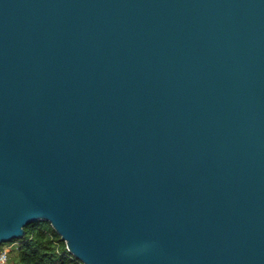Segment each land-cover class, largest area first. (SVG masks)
Returning <instances> with one entry per match:
<instances>
[{"label":"water","instance_id":"obj_1","mask_svg":"<svg viewBox=\"0 0 264 264\" xmlns=\"http://www.w3.org/2000/svg\"><path fill=\"white\" fill-rule=\"evenodd\" d=\"M38 220L84 264H264V0H0V245Z\"/></svg>","mask_w":264,"mask_h":264},{"label":"trees","instance_id":"obj_2","mask_svg":"<svg viewBox=\"0 0 264 264\" xmlns=\"http://www.w3.org/2000/svg\"><path fill=\"white\" fill-rule=\"evenodd\" d=\"M12 264H84L67 247L66 242L45 220L31 222L20 239Z\"/></svg>","mask_w":264,"mask_h":264},{"label":"built area","instance_id":"obj_3","mask_svg":"<svg viewBox=\"0 0 264 264\" xmlns=\"http://www.w3.org/2000/svg\"><path fill=\"white\" fill-rule=\"evenodd\" d=\"M14 244H17L16 247H18L19 241L14 240ZM12 249L13 248L11 246H6V247H3L2 249H0V264H9Z\"/></svg>","mask_w":264,"mask_h":264},{"label":"rangeland","instance_id":"obj_4","mask_svg":"<svg viewBox=\"0 0 264 264\" xmlns=\"http://www.w3.org/2000/svg\"><path fill=\"white\" fill-rule=\"evenodd\" d=\"M17 244H14V240H13V241L5 242L2 245H0V249H2L3 247H6V246H11L13 248L11 251V258H10L9 264H12L15 261V258L17 255V247H16Z\"/></svg>","mask_w":264,"mask_h":264}]
</instances>
